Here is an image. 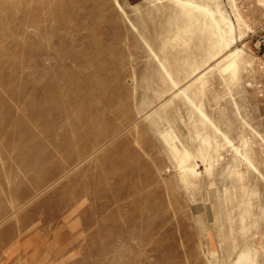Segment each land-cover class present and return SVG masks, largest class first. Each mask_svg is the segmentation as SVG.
<instances>
[{
    "label": "rangeland",
    "instance_id": "1",
    "mask_svg": "<svg viewBox=\"0 0 264 264\" xmlns=\"http://www.w3.org/2000/svg\"><path fill=\"white\" fill-rule=\"evenodd\" d=\"M0 264H264V0H0Z\"/></svg>",
    "mask_w": 264,
    "mask_h": 264
},
{
    "label": "bare ground",
    "instance_id": "2",
    "mask_svg": "<svg viewBox=\"0 0 264 264\" xmlns=\"http://www.w3.org/2000/svg\"><path fill=\"white\" fill-rule=\"evenodd\" d=\"M175 4L178 5L180 8H182V10H184L185 14H190V12L193 11V10L197 11L199 13L206 14L211 19V21H213L215 23V25H216V27L218 29H220V22H227V20H228L227 15H225L224 13H218L219 14V19H216L214 17V12H212L206 6H198V5H194V4L188 3V2H181V1H175ZM164 140L167 141V142L170 141V139H168L167 135L164 136ZM189 157H190L189 154L184 153V154H182L180 156L179 161H178V166H179V169H180V178H181V181L184 182V184H186V185H188L189 180L191 179V177L195 173L194 170L192 168L188 167L187 164H186V162L188 161Z\"/></svg>",
    "mask_w": 264,
    "mask_h": 264
}]
</instances>
